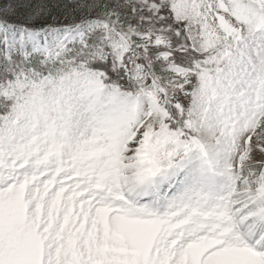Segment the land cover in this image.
Here are the masks:
<instances>
[{
    "label": "snow or ice",
    "instance_id": "snow-or-ice-1",
    "mask_svg": "<svg viewBox=\"0 0 264 264\" xmlns=\"http://www.w3.org/2000/svg\"><path fill=\"white\" fill-rule=\"evenodd\" d=\"M0 264H264V0H0Z\"/></svg>",
    "mask_w": 264,
    "mask_h": 264
}]
</instances>
